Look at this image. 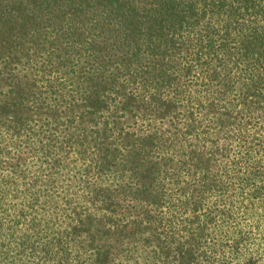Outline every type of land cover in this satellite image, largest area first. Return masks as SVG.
Here are the masks:
<instances>
[{"label":"trees","instance_id":"obj_1","mask_svg":"<svg viewBox=\"0 0 264 264\" xmlns=\"http://www.w3.org/2000/svg\"><path fill=\"white\" fill-rule=\"evenodd\" d=\"M211 191L264 204V0H0V264H198Z\"/></svg>","mask_w":264,"mask_h":264},{"label":"rangeland","instance_id":"obj_2","mask_svg":"<svg viewBox=\"0 0 264 264\" xmlns=\"http://www.w3.org/2000/svg\"><path fill=\"white\" fill-rule=\"evenodd\" d=\"M69 184L66 175L62 184L56 185L55 193L50 191L51 198L69 196ZM39 194L42 198L43 189ZM15 195L24 196L20 190ZM226 195L230 194L217 196L208 192L194 219L192 214L183 210L174 217L168 215L163 222L178 230L175 234L186 240L183 248L192 251L198 264H244L248 259L264 264V204L251 209L247 201L240 202L236 196L228 198ZM31 211L27 210L21 219L16 218L17 234L27 232V220L36 213ZM25 255L29 256L28 250ZM31 260L25 257L20 262L30 264Z\"/></svg>","mask_w":264,"mask_h":264}]
</instances>
